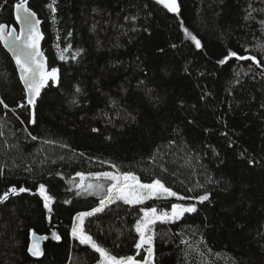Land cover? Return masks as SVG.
Here are the masks:
<instances>
[{
  "label": "trees",
  "instance_id": "trees-1",
  "mask_svg": "<svg viewBox=\"0 0 264 264\" xmlns=\"http://www.w3.org/2000/svg\"><path fill=\"white\" fill-rule=\"evenodd\" d=\"M18 2L0 0V23L16 28ZM51 2L28 0L49 70L60 77L42 89L35 124L31 106L18 107L26 93L0 43V99L8 105H0V195L14 185L31 189L0 203V264H95L97 254L71 237L70 223L100 197L77 196L76 173L117 168L181 193L195 188L188 195L210 193L197 213L156 225L155 264H264V0H178L179 16L155 0H56L55 13ZM249 5L254 19L246 21ZM228 49L261 65L234 58L219 65ZM129 113L134 120L123 118ZM40 183L55 197L52 213L32 194ZM171 202H117L86 230L113 254H134L139 208ZM33 231L62 237L45 244L40 261L27 253Z\"/></svg>",
  "mask_w": 264,
  "mask_h": 264
},
{
  "label": "snow or ice",
  "instance_id": "snow-or-ice-1",
  "mask_svg": "<svg viewBox=\"0 0 264 264\" xmlns=\"http://www.w3.org/2000/svg\"><path fill=\"white\" fill-rule=\"evenodd\" d=\"M155 3L162 5L167 12L173 13L176 16L181 14L178 0H155ZM55 4L56 0H52V2L48 4L49 9L53 13L56 12ZM14 8L16 20L21 25L20 31L17 33L15 28L9 30L7 25L0 23V41H3L5 46L12 51L16 65L20 70V80L23 82L26 91V104L21 103L18 107L24 108L31 106V118L29 123L35 124V106L37 98L41 96L42 89L49 86V81L59 82V70L56 67H52L49 70L46 65L44 54L40 50V40L43 38L37 27L40 21L36 19V13L31 11L28 7V0H19V2L14 5ZM249 9L251 10H246L247 14L244 16L246 21L254 19L252 12L255 11V9H252L251 5H249ZM124 19L126 21L135 22L137 17L126 16ZM180 23L185 37L194 43L196 49H202L203 45L201 40L189 31L187 27H184L183 21ZM260 23L261 26L264 27V20H261ZM131 30L136 31V28L133 27ZM69 35L71 34L69 33ZM68 47H71V45H68ZM173 47H175V45H173ZM260 50L264 51V44L260 46ZM66 51L67 48L62 50L60 54L61 60L66 59L64 55ZM247 51L248 50L245 49V52ZM79 52L80 50L78 49L71 58L73 60L76 59ZM233 58L236 61H251L257 66L261 65V61L258 60L255 55H241L237 51L231 49H228L226 54H223L222 58L217 59L216 62L219 65H225ZM236 75L239 76L240 74L236 73ZM236 83H239V80H236ZM76 91L79 92L80 89L77 88ZM73 103H75V101H73ZM0 105L8 109V105L3 99H0ZM262 107H264V105H262ZM12 111L13 113L15 112V110ZM123 118L135 119L130 113ZM21 123H23V121H21ZM189 123H192V121H189ZM0 127H2V125H0ZM24 130L27 131V128ZM92 131L96 132L98 129L94 128ZM0 135H3L2 131H0ZM222 135L226 136L227 133H222ZM28 136L33 141L38 138L32 135L31 132H28ZM45 142L48 143L49 141ZM174 142L175 141H172V143ZM249 162L251 163V161ZM112 167L116 168V165L113 164ZM2 174V170H0V175ZM76 176L79 177V182L75 185L77 196L89 195L100 197L98 206L88 211L76 212L75 217L70 223L71 237L78 240L80 245L87 246L97 254V256L93 257L95 264H155L156 225L175 224L184 219L186 214L197 213V204H203L206 201L211 202L210 193L207 191H205L204 194L188 195L187 193L194 192L195 188H188L185 193H181L180 191L173 190L171 186H167L161 178H154L151 182H142L140 176L131 171L121 172L118 168L115 172L97 171L88 173L87 175L84 172H77ZM208 182L211 183L213 181L209 178ZM196 187L204 188V185L197 182ZM25 192L31 193V189L23 186L19 188L15 185L11 186L0 195V203L8 201L10 196H17ZM32 194H38L47 212H53L55 197L49 192L46 184L40 183L37 192ZM160 200H174L175 202L170 203V208H162L159 211L155 206L140 207L138 210L142 215H138L134 223V231L138 235V239L134 243V254L120 256L113 254L111 250L98 243L93 235L89 234V231L86 230V221L99 213H103L111 204L122 202L128 206H138L145 205L148 201ZM187 201H194V203H185ZM64 203H70V201L66 200ZM31 236L33 238L32 243L28 246L27 251L33 257L43 256L44 251L40 246V241L47 240L49 237L41 236L37 239L35 231L31 233ZM51 238L60 241L62 237L56 231H53L51 233ZM183 243H187V241H183Z\"/></svg>",
  "mask_w": 264,
  "mask_h": 264
},
{
  "label": "water",
  "instance_id": "water-1",
  "mask_svg": "<svg viewBox=\"0 0 264 264\" xmlns=\"http://www.w3.org/2000/svg\"><path fill=\"white\" fill-rule=\"evenodd\" d=\"M13 16H14V21H15V24H16V28H15V27H12V26H11V27L7 26V27H8L9 30H10L11 28H15L16 31H17V33H19L20 28H21V25H20V23L16 20L15 8H14V10H13ZM36 19H38L37 16H36ZM38 20H39V19H38ZM39 21H40V20H39ZM37 27H38L40 33L42 34V31H41V21H40L39 25H37ZM0 43H1L2 47L4 48V50L6 51V53L9 54V56L11 57V59H12V61H13V63H14V66H15V68H16V71H17V73H18V76H19V78H20V70H19L18 66L16 65L15 58H14V55H13L12 51H11L8 47L5 46V44L3 43V41H0ZM40 50H41V52L43 53V51H42V39L40 40ZM43 54H44V53H43ZM44 59H45V61H46V65H47V67H48V62H47V59H46L45 55H44ZM48 69H49V67H48ZM20 82H21L22 87H23V89H24V91H25V88H24V84H23V82H22L21 80H20ZM25 93H26V91H25ZM37 99H38V98H37ZM45 236H46V235H45ZM39 237H41V236L37 234V239H38ZM47 237H49L47 240H42V241H40V246H41V248H42L43 251H44L45 244H46L49 240H54V239L51 238V234L48 235ZM32 239H33V238H32V236L30 235V239H29V244H28V246L32 243ZM54 241H56V240H54ZM27 253H28L29 257L32 258V259L35 260V261H40V260H42L43 257H44V255H43V256H40V257H33L28 251H27Z\"/></svg>",
  "mask_w": 264,
  "mask_h": 264
},
{
  "label": "rangeland",
  "instance_id": "rangeland-1",
  "mask_svg": "<svg viewBox=\"0 0 264 264\" xmlns=\"http://www.w3.org/2000/svg\"><path fill=\"white\" fill-rule=\"evenodd\" d=\"M89 182H90V181H89ZM82 196H85V197H86V196H89V195H82ZM158 211H159V210H158ZM138 258H139V257H138Z\"/></svg>",
  "mask_w": 264,
  "mask_h": 264
}]
</instances>
